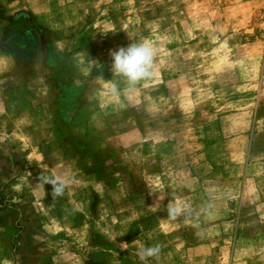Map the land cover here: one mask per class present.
<instances>
[{"label": "rangeland", "instance_id": "374dc122", "mask_svg": "<svg viewBox=\"0 0 264 264\" xmlns=\"http://www.w3.org/2000/svg\"><path fill=\"white\" fill-rule=\"evenodd\" d=\"M143 40L129 91L109 53ZM155 244L147 264H264V0H0V264Z\"/></svg>", "mask_w": 264, "mask_h": 264}, {"label": "clouds", "instance_id": "9594fccd", "mask_svg": "<svg viewBox=\"0 0 264 264\" xmlns=\"http://www.w3.org/2000/svg\"><path fill=\"white\" fill-rule=\"evenodd\" d=\"M109 55L111 57V72L124 78L129 91L134 90L140 81L154 75L153 65L156 49L148 40L130 43L127 47L111 50ZM111 91L114 94L117 92L116 83L112 84ZM40 179L44 184L52 186L53 198L63 196L70 183L67 178L49 175H41ZM181 212L182 209L179 205L169 203L168 216L170 219L175 220ZM160 251V245L155 244L149 247H140L136 255L142 264H147L149 258H159Z\"/></svg>", "mask_w": 264, "mask_h": 264}]
</instances>
